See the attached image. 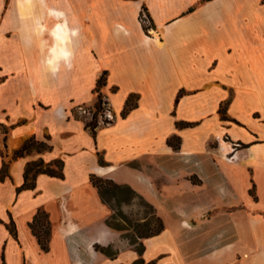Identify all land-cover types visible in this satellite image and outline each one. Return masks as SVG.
<instances>
[{"label":"crops","instance_id":"crops-1","mask_svg":"<svg viewBox=\"0 0 264 264\" xmlns=\"http://www.w3.org/2000/svg\"><path fill=\"white\" fill-rule=\"evenodd\" d=\"M67 17L77 30L65 39L69 57L52 51ZM105 72L100 93L114 120L93 135L74 110L95 107ZM0 127L10 131L0 132V264H132L140 257L104 224L113 211L91 176L131 185L155 206L192 172L220 196L192 205V224L180 226L200 252L185 258L166 230L144 240V263L264 264V0H0ZM225 137L240 144L231 161ZM31 138L51 150L15 158ZM39 159L63 161L64 180L39 175L17 193ZM39 210L52 227L48 252L30 227ZM95 226L100 238L85 234Z\"/></svg>","mask_w":264,"mask_h":264},{"label":"rangeland","instance_id":"rangeland-1","mask_svg":"<svg viewBox=\"0 0 264 264\" xmlns=\"http://www.w3.org/2000/svg\"><path fill=\"white\" fill-rule=\"evenodd\" d=\"M67 19H68V21L66 22V24H68V25H66L65 27L67 28L68 35L71 38V36L76 35L75 33L77 30L72 29L71 20L69 19V17H67ZM57 23H58V21H57ZM146 24L148 26L150 25V23L148 21ZM73 32H74V34H72ZM149 33L151 34L152 31H150ZM53 35L55 38L54 30H53ZM56 45H57V41L55 40V45L53 46V48ZM51 63L53 64V61H50V65H51ZM82 107L88 108L87 106H82ZM76 108L74 110L75 118H77L78 120L80 119V120L84 121L85 123L91 122L88 119L81 118L77 114ZM88 109H92V108H88ZM92 110H94V109H92ZM0 132L2 134H6V135L10 134L9 129L6 127H2V128L0 127ZM224 140L226 141L227 147H228V152L226 153V156H227L228 161H231L232 158L234 157V152L236 151V149L238 147H240V144L235 142V141H232L230 137H225ZM8 144L10 146V143H9L8 137H7V139H6V148L7 149H8ZM9 148L12 149V145ZM16 148H17V146H16ZM32 149L33 150L31 152H34L36 147H33ZM222 172L223 171L221 169H210L208 171V174H211V175L216 176V177H221ZM195 175L196 174H194L193 172H192V175L187 173L186 174V177L188 178L187 182H180V185L173 186L172 187L173 189H171V191H173L172 192L173 194L167 195L169 188H162L161 191H163V192H162L161 198H160L159 202L157 203V205L154 206L153 204L148 202L156 210L157 216L162 219L164 227H165L164 231H166V230L169 231L170 238L171 237L174 238L173 240L175 241L174 243H175L176 247H178L179 251L184 255L185 258H188V259H190L192 257V255L198 254L201 250L200 248H195L192 246V242L189 240L190 235L188 233L187 224L184 228L180 227L181 224L183 223V221H185L189 224H192V218H190L188 216V210L192 208V205L198 204L199 202H201L203 200V197H205V198L211 197L212 199H214V201H217L218 203L220 201V196L216 195L217 191L215 190L213 192V190L211 188H209L208 186H204V185L199 184L198 181H195V178H196ZM129 187L136 194H138V191L134 187H132L131 185H129ZM154 188H158V187H154ZM151 189H153V187H151ZM169 200H172V201H169ZM157 209H159V211H157ZM89 210H92V208L89 207ZM122 211L124 212V214L128 218V221H127L128 225L124 226L128 230L124 231V232H120L121 233L120 249L125 250V249H129L132 247V249H134L136 251L137 249L140 248V244L144 243V240L139 239L138 237H140L142 235H147L148 233H150L151 231L156 229V226L153 222V218H151L148 215V210L143 205L140 204L139 200H135L131 205H127V206L124 205L122 207ZM112 215L104 221V224L108 228H110L114 231H117L116 229L110 227L107 224V221L112 217ZM75 218L77 220H82V218L79 217L78 215H75ZM147 219L149 221L153 222L152 224H150V226L146 225V223H145V221ZM219 222H220L219 220H217V221L215 220V222H213V226H211L209 228V231H211L212 234H215L218 231V229L220 227ZM92 229H93V231L86 230L85 234H89L90 232H92L90 234H93V236L100 238V236H101L100 232H99L100 228L98 226H95L94 228L92 227ZM117 232H119V231H117ZM109 248H111L109 253H116V256L119 254L120 249H118V248H114L111 246L102 247V246L97 245V244H95V246H94V250L98 254H100L106 258L114 259L116 256L111 257L107 253L102 252V249H109ZM139 257L140 258L138 260H136L135 262L142 260V256L139 255Z\"/></svg>","mask_w":264,"mask_h":264},{"label":"trees","instance_id":"trees-1","mask_svg":"<svg viewBox=\"0 0 264 264\" xmlns=\"http://www.w3.org/2000/svg\"><path fill=\"white\" fill-rule=\"evenodd\" d=\"M206 1V0H204ZM147 18V20L145 19ZM140 21L144 27V30L147 32L148 26L147 21L150 23V18L147 14L146 8L142 9L140 14ZM106 81V72L102 74L97 83L96 92L98 93V101L93 108L95 110L94 118L91 122L86 123V128L89 129L93 135H95V130L99 126L98 124V116L103 112V97L100 93L102 86H104ZM134 108L133 100L130 99L127 101L126 106L123 110L122 115L125 116L128 114L130 110ZM170 144H173L170 141ZM36 147L35 151L40 153L43 151L51 150V147L44 142H38L35 138H31L27 140L21 147L18 149L14 155L15 158L24 157L29 154ZM100 164L103 162L100 160ZM8 171V166L4 164L1 174L0 180H3ZM39 175H47L52 178H56L59 180H64V163L61 160H54L52 162L46 163L42 159L37 161L30 162L26 165L24 171V184L18 188L17 193H20L23 190H34L36 187V179ZM91 182L93 186L98 190V193L101 197V200L104 204L108 205L112 211V217L107 221V224L116 229L119 232L127 231L128 229L124 226L128 225V218L122 211V207L125 205H131L135 200H139L140 204L143 205L148 210V215L153 218V222L156 226V229L148 233L147 235H142L138 237L139 239H149L156 236H159L165 229L163 221L156 214V210L154 207L145 201L141 196L136 194L129 186L126 185H118L114 181L106 178H101L95 175L91 176ZM115 203V204H114ZM148 219L145 221L146 225L150 226L153 223ZM31 230L36 237L39 246L44 252L49 251V243L52 232L51 223L49 221L48 215L45 211L39 210L35 215L33 221L30 224ZM9 229L12 233H15V224L11 221ZM109 249H102V252L107 253L111 257H115L116 253H109ZM140 256H143L145 252L144 243L140 244V248L136 250ZM133 264H145L143 260H139ZM153 264V263H151Z\"/></svg>","mask_w":264,"mask_h":264},{"label":"built area","instance_id":"built-area-1","mask_svg":"<svg viewBox=\"0 0 264 264\" xmlns=\"http://www.w3.org/2000/svg\"><path fill=\"white\" fill-rule=\"evenodd\" d=\"M147 20V18L145 17ZM103 112L98 116V124L99 125H109L113 122L114 116H112L109 106V101L106 97H103ZM77 114L84 119H88L89 121H92L94 118L95 110L84 108L82 106H79L76 108Z\"/></svg>","mask_w":264,"mask_h":264},{"label":"bare ground","instance_id":"bare-ground-1","mask_svg":"<svg viewBox=\"0 0 264 264\" xmlns=\"http://www.w3.org/2000/svg\"><path fill=\"white\" fill-rule=\"evenodd\" d=\"M54 32H55V40L57 41V45L52 49V51L56 52L57 49L60 47L64 55L68 56V52L65 48L66 46L65 39L67 38L66 36L68 35L67 28L64 27L62 24H57L54 28ZM61 44H63V47H61Z\"/></svg>","mask_w":264,"mask_h":264}]
</instances>
